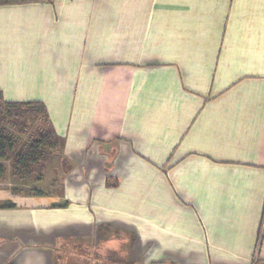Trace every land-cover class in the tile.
<instances>
[{"label": "crops", "instance_id": "obj_1", "mask_svg": "<svg viewBox=\"0 0 264 264\" xmlns=\"http://www.w3.org/2000/svg\"><path fill=\"white\" fill-rule=\"evenodd\" d=\"M0 95L46 108L68 204L12 192L0 264H264V0L0 6Z\"/></svg>", "mask_w": 264, "mask_h": 264}, {"label": "trees", "instance_id": "obj_2", "mask_svg": "<svg viewBox=\"0 0 264 264\" xmlns=\"http://www.w3.org/2000/svg\"><path fill=\"white\" fill-rule=\"evenodd\" d=\"M47 0H0V6L18 5ZM42 117L45 129L38 130L29 143L17 145V142L8 134L4 126L0 125V160H5L13 154L10 176L19 180L32 179L40 181L46 169L51 153L59 154L61 141L52 128L46 108L41 102H5L0 95V119L7 118L18 127L25 129L32 118ZM8 171L5 165L0 164V183L5 182ZM68 204L64 203L66 207ZM1 209H14L11 203H6ZM60 248V254H76L75 248L69 246Z\"/></svg>", "mask_w": 264, "mask_h": 264}, {"label": "rangeland", "instance_id": "obj_3", "mask_svg": "<svg viewBox=\"0 0 264 264\" xmlns=\"http://www.w3.org/2000/svg\"><path fill=\"white\" fill-rule=\"evenodd\" d=\"M43 123L44 122L41 116L38 118H32L25 129H23L18 127L17 123L15 125L10 120L8 121L7 118L0 119V125L4 126L8 134L17 142L18 146L27 144V142L29 143V140L34 137V134L38 130H44L45 125ZM53 154L51 153V155ZM56 161L60 162L61 160H57L54 158V156H52L50 159V164L52 167H50V170H48L49 172L46 174V176H44L47 177V180L54 174V169L52 170V168H55L53 164H57ZM7 168L9 169V172H11L10 165H8ZM56 168L61 170L59 166ZM68 168L69 166H66V170H68ZM12 192H17L18 194H14L16 199L11 198V200H15L16 203L23 205L32 204V206L44 207L58 205L62 206L65 203L60 197V191L53 189L50 185V182H46L44 180L41 183H37L34 180L31 181L28 179L19 180L17 178H13L9 174L5 182L0 183V204L9 200L11 195H13Z\"/></svg>", "mask_w": 264, "mask_h": 264}]
</instances>
